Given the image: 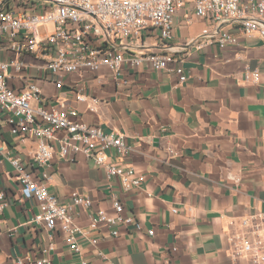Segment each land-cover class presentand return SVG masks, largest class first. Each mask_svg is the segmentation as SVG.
I'll return each instance as SVG.
<instances>
[{"label":"crops","instance_id":"1","mask_svg":"<svg viewBox=\"0 0 264 264\" xmlns=\"http://www.w3.org/2000/svg\"><path fill=\"white\" fill-rule=\"evenodd\" d=\"M210 27L194 16L191 6L180 8L166 44L151 38L146 39L147 49L136 50L175 58L170 70L124 66L127 84L114 81L101 67L67 75L57 89L45 80L46 71L35 67L42 62L26 57L33 65L26 74L41 88L45 107L63 104L77 111L79 123L123 134L130 153L123 159L113 153L111 161L141 178L138 187L125 189L84 155L66 160L55 153L48 192L64 203L74 192L91 199L89 210L74 215V223L83 229L93 211L113 213V195L143 228L137 232L121 225L116 237L110 229L91 230L79 238L81 253H73L60 224L50 232L29 223L40 207L21 199L14 170L0 154V187L8 202L0 215V264L41 258L51 243V264H248L231 257L230 238L239 232L240 218L264 211V41L239 35L238 46L224 49L187 45ZM179 67L187 76L183 82L174 72ZM246 69L259 72L260 81L245 82ZM12 85L19 86L17 81ZM78 92L87 99L78 101ZM0 144L26 163L36 148L33 139L22 142L4 122ZM28 170L39 177L40 170Z\"/></svg>","mask_w":264,"mask_h":264},{"label":"built area","instance_id":"2","mask_svg":"<svg viewBox=\"0 0 264 264\" xmlns=\"http://www.w3.org/2000/svg\"><path fill=\"white\" fill-rule=\"evenodd\" d=\"M187 5L197 19L208 21L212 27L187 45L202 49L217 44L224 49L238 46L239 35L264 41V0H0V126L4 122L22 142L33 139L36 143L28 163L2 144L0 154L14 170L21 199L35 201L40 207L29 223L42 225L50 232L60 224L64 240L75 254L81 253L79 238L91 230L110 229L111 236L116 237L121 225L132 226L137 232L143 227L125 214L116 195L111 198L112 214L97 209L90 214L87 229L77 226L74 215L78 210H89L92 201L74 192L64 203L48 192L46 182L54 154L66 160L82 154L107 178H118L125 189L138 187L141 178L132 168L111 161L113 153L121 159L130 153L123 134L79 123L77 111L63 104L59 108L45 107L41 88L26 74L33 67L26 57L42 62L43 66L35 67L46 71L45 80L57 89L63 88L65 76L81 69L96 72L101 67L110 71L114 81L127 84L122 75L124 66L129 70L142 65L170 70L169 64L175 58L136 50L148 48L146 39L156 38L166 44L172 37L177 11ZM39 27L44 28V34ZM174 72L180 82L187 77L181 67ZM242 77L245 82L260 81V73L249 69ZM14 81L18 87L12 85ZM76 99L82 102L87 97L78 92ZM91 100L93 104L98 102ZM169 153L174 151L169 149ZM29 166L40 170L38 178L32 176ZM7 203L0 187V215ZM239 228L230 238L234 247L231 257L248 264H264V211L240 218ZM146 232L154 235L153 230ZM52 250L51 243L41 258H16L12 264H51L48 253ZM80 264L88 263L82 260Z\"/></svg>","mask_w":264,"mask_h":264},{"label":"rangeland","instance_id":"3","mask_svg":"<svg viewBox=\"0 0 264 264\" xmlns=\"http://www.w3.org/2000/svg\"><path fill=\"white\" fill-rule=\"evenodd\" d=\"M39 32H40L41 34H44V28L39 27Z\"/></svg>","mask_w":264,"mask_h":264}]
</instances>
